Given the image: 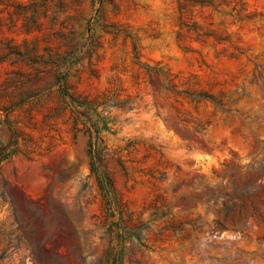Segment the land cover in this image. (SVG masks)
Wrapping results in <instances>:
<instances>
[{"label": "rangeland", "instance_id": "obj_1", "mask_svg": "<svg viewBox=\"0 0 264 264\" xmlns=\"http://www.w3.org/2000/svg\"><path fill=\"white\" fill-rule=\"evenodd\" d=\"M0 264H264V0H0Z\"/></svg>", "mask_w": 264, "mask_h": 264}, {"label": "trees", "instance_id": "obj_2", "mask_svg": "<svg viewBox=\"0 0 264 264\" xmlns=\"http://www.w3.org/2000/svg\"><path fill=\"white\" fill-rule=\"evenodd\" d=\"M2 159V158H1Z\"/></svg>", "mask_w": 264, "mask_h": 264}]
</instances>
